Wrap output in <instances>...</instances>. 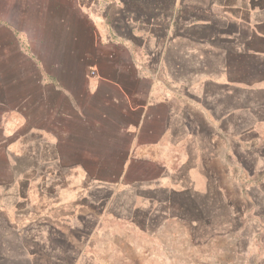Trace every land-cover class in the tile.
<instances>
[{
  "label": "rangeland",
  "instance_id": "1",
  "mask_svg": "<svg viewBox=\"0 0 264 264\" xmlns=\"http://www.w3.org/2000/svg\"><path fill=\"white\" fill-rule=\"evenodd\" d=\"M36 2L0 0V264H264V105L244 102L235 89L231 101L209 99L196 116L188 74L187 174L196 179L202 157V183L197 199L179 200L186 230L163 227L160 217L148 231L147 200L131 194L157 170L110 166L126 154L110 127L87 128L93 143L61 148L68 160L109 166L56 167L35 151L45 120L35 104L34 66L18 40L33 45Z\"/></svg>",
  "mask_w": 264,
  "mask_h": 264
},
{
  "label": "crops",
  "instance_id": "2",
  "mask_svg": "<svg viewBox=\"0 0 264 264\" xmlns=\"http://www.w3.org/2000/svg\"><path fill=\"white\" fill-rule=\"evenodd\" d=\"M37 1L33 45L29 37L18 40L34 66L35 104L45 120L35 151L56 167L109 166L86 164L85 156L68 160L61 148L91 144L87 128L110 127L117 151L126 152L110 166L157 170L131 194L147 200V230L160 217L163 227L186 230L179 200L197 199L204 168L201 157L196 179L188 178V74L196 116L209 99L231 101L235 89L244 102L264 105V0ZM155 120L159 127L149 128Z\"/></svg>",
  "mask_w": 264,
  "mask_h": 264
}]
</instances>
